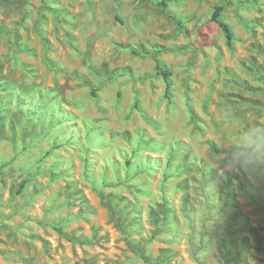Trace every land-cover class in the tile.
I'll return each mask as SVG.
<instances>
[{
  "label": "rangeland",
  "instance_id": "obj_1",
  "mask_svg": "<svg viewBox=\"0 0 264 264\" xmlns=\"http://www.w3.org/2000/svg\"><path fill=\"white\" fill-rule=\"evenodd\" d=\"M259 127L264 0H0V264H264Z\"/></svg>",
  "mask_w": 264,
  "mask_h": 264
},
{
  "label": "clouds",
  "instance_id": "obj_2",
  "mask_svg": "<svg viewBox=\"0 0 264 264\" xmlns=\"http://www.w3.org/2000/svg\"><path fill=\"white\" fill-rule=\"evenodd\" d=\"M231 143L234 170L243 172L250 180L257 182L260 169L264 168V127L249 128Z\"/></svg>",
  "mask_w": 264,
  "mask_h": 264
},
{
  "label": "trees",
  "instance_id": "obj_3",
  "mask_svg": "<svg viewBox=\"0 0 264 264\" xmlns=\"http://www.w3.org/2000/svg\"><path fill=\"white\" fill-rule=\"evenodd\" d=\"M164 4V3H162ZM222 11V8L220 6L216 7L212 13L211 19L212 21L216 22L219 26V28L221 29V31L223 32L227 45L228 46H232V43L234 41V34L230 28V26H228L226 23L222 22L219 17H220V12ZM158 69L161 71V74L165 77V81L167 83V86L169 85V76L171 75L170 73L164 71L160 66H158ZM26 183V181H24L21 185V188L24 186V184Z\"/></svg>",
  "mask_w": 264,
  "mask_h": 264
}]
</instances>
